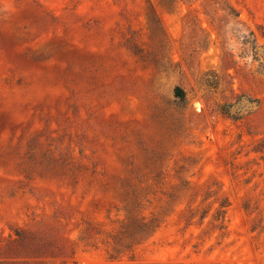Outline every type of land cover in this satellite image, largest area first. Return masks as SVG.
<instances>
[{
  "label": "rangeland",
  "instance_id": "1",
  "mask_svg": "<svg viewBox=\"0 0 264 264\" xmlns=\"http://www.w3.org/2000/svg\"><path fill=\"white\" fill-rule=\"evenodd\" d=\"M0 264H264V0H0Z\"/></svg>",
  "mask_w": 264,
  "mask_h": 264
},
{
  "label": "trees",
  "instance_id": "2",
  "mask_svg": "<svg viewBox=\"0 0 264 264\" xmlns=\"http://www.w3.org/2000/svg\"><path fill=\"white\" fill-rule=\"evenodd\" d=\"M175 96L177 98L184 99L185 98L184 91L181 88H177L176 92H175ZM128 219H130V218H128ZM133 222L137 223L139 225L136 229L137 231L134 232L132 235H130L127 238L129 243H131V244H138L142 240L148 238L149 236H151L156 231V229L160 225V223L157 222L156 219H151L150 221L146 222V220L144 218H138L137 216L134 217ZM115 251L117 252L116 248H115Z\"/></svg>",
  "mask_w": 264,
  "mask_h": 264
}]
</instances>
